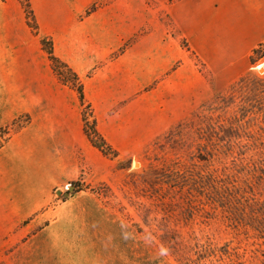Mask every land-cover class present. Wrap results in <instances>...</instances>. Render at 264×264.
I'll return each instance as SVG.
<instances>
[{"label": "rangeland", "instance_id": "obj_1", "mask_svg": "<svg viewBox=\"0 0 264 264\" xmlns=\"http://www.w3.org/2000/svg\"><path fill=\"white\" fill-rule=\"evenodd\" d=\"M30 2L38 34L0 0V264H264V42L218 73L169 2Z\"/></svg>", "mask_w": 264, "mask_h": 264}, {"label": "crops", "instance_id": "obj_2", "mask_svg": "<svg viewBox=\"0 0 264 264\" xmlns=\"http://www.w3.org/2000/svg\"><path fill=\"white\" fill-rule=\"evenodd\" d=\"M169 2L172 17L187 39L218 73L241 75L264 42V0H158Z\"/></svg>", "mask_w": 264, "mask_h": 264}, {"label": "trees", "instance_id": "obj_3", "mask_svg": "<svg viewBox=\"0 0 264 264\" xmlns=\"http://www.w3.org/2000/svg\"><path fill=\"white\" fill-rule=\"evenodd\" d=\"M26 12L27 24L35 30V32L39 33V27L35 19V15L31 6L30 0H20ZM40 43L43 50L47 53L53 69L58 73L61 79L73 87L77 92L79 99L82 105H85V92L84 85L81 81L78 73L63 59H61L54 50L53 41L49 38V36L40 34ZM258 49V48H257ZM256 49V50H257ZM255 50V51H256ZM86 108H89L90 105H85ZM84 130L89 138L92 145L98 148L104 155L117 157L118 151L107 141V139L100 133L97 128L96 120L87 115L85 110L82 115Z\"/></svg>", "mask_w": 264, "mask_h": 264}, {"label": "water", "instance_id": "obj_4", "mask_svg": "<svg viewBox=\"0 0 264 264\" xmlns=\"http://www.w3.org/2000/svg\"><path fill=\"white\" fill-rule=\"evenodd\" d=\"M73 189V186H70V188L68 190H72ZM57 192H61L60 190H57ZM65 195H69V192H65Z\"/></svg>", "mask_w": 264, "mask_h": 264}]
</instances>
